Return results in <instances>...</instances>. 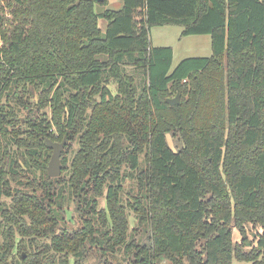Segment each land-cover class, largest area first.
<instances>
[{"label":"trees","instance_id":"trees-1","mask_svg":"<svg viewBox=\"0 0 264 264\" xmlns=\"http://www.w3.org/2000/svg\"><path fill=\"white\" fill-rule=\"evenodd\" d=\"M120 1L0 0V264H264V0ZM174 25L212 55L172 70Z\"/></svg>","mask_w":264,"mask_h":264},{"label":"rangeland","instance_id":"rangeland-1","mask_svg":"<svg viewBox=\"0 0 264 264\" xmlns=\"http://www.w3.org/2000/svg\"><path fill=\"white\" fill-rule=\"evenodd\" d=\"M109 4L105 7H101L99 5V10L104 11L107 9H113V10H120L123 7V3L120 0H108ZM107 21L104 19L100 20V28L102 29V32L105 34L106 27H107ZM182 31L183 28L181 26H163V27H155L151 31V38H152V44L154 47L162 46V45H168V47L172 48L174 50V60L172 70L176 69V66L183 60L192 58V57H203V58H209V56L212 55V49H211V36L208 35H192L190 37H182ZM110 88L112 89V92H116V84L111 83ZM171 98H175L172 96ZM36 101V100H34ZM56 129L54 128L53 133L57 135L55 132ZM58 136V135H57ZM61 143V142H60ZM70 144V143H69ZM168 144L169 146L176 152H178V149L181 147V142L175 138L173 135L168 136ZM78 143H72L70 144L67 149L66 146L63 149V153L65 152L67 157H69V162H71V158L73 157V152L77 151ZM63 153H61L62 157L64 156ZM52 155V154H51ZM65 155V156H66ZM61 157V158H62ZM50 162V161H49ZM36 173V176L40 179V181L37 182L38 185H44V183L47 182V175H45V179L41 180L42 173L39 171L34 170ZM61 176H65L66 174L63 172ZM64 179V178H63ZM126 187V194L124 195V201L127 203V201L130 198V195L128 197V190L132 189V187L135 186V183L131 180H128V182L124 185ZM132 202V200H131ZM70 206L67 209L66 217L68 226L71 228L77 229L80 225L79 217L76 210L75 204H67ZM107 207L105 199H102L100 201V208ZM129 214H130V222L131 227L133 228L137 223L135 219V214L132 208H129ZM261 230L259 227H256L254 225L249 224L247 229L248 239L250 241H255L256 235L260 234ZM234 241L241 243L242 237L239 234L237 230H234ZM87 264H104L101 262L98 255H93L88 260ZM234 264H245L241 262H235Z\"/></svg>","mask_w":264,"mask_h":264},{"label":"water","instance_id":"water-1","mask_svg":"<svg viewBox=\"0 0 264 264\" xmlns=\"http://www.w3.org/2000/svg\"><path fill=\"white\" fill-rule=\"evenodd\" d=\"M98 2H103L104 0H97ZM180 95L177 94L175 98L167 99L170 106L175 107L181 103ZM67 144V139H65L62 143H57L52 140H47L48 147L52 150V158L48 165V172L51 178H60L62 171V151Z\"/></svg>","mask_w":264,"mask_h":264},{"label":"crops","instance_id":"crops-1","mask_svg":"<svg viewBox=\"0 0 264 264\" xmlns=\"http://www.w3.org/2000/svg\"><path fill=\"white\" fill-rule=\"evenodd\" d=\"M158 47H168V45H162V46H158ZM158 47H157V48H158Z\"/></svg>","mask_w":264,"mask_h":264}]
</instances>
